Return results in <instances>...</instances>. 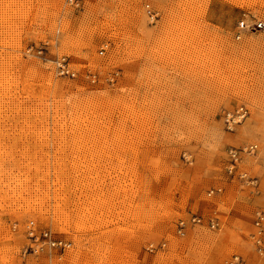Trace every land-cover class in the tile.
<instances>
[{"label":"rangeland","instance_id":"1","mask_svg":"<svg viewBox=\"0 0 264 264\" xmlns=\"http://www.w3.org/2000/svg\"><path fill=\"white\" fill-rule=\"evenodd\" d=\"M242 21L264 0H0V264H264V29Z\"/></svg>","mask_w":264,"mask_h":264},{"label":"built area","instance_id":"2","mask_svg":"<svg viewBox=\"0 0 264 264\" xmlns=\"http://www.w3.org/2000/svg\"><path fill=\"white\" fill-rule=\"evenodd\" d=\"M67 1L69 4L72 5V4H77L79 0H67ZM147 13L150 15L151 19L155 18V14L152 11L148 10ZM252 27L261 30L264 29V23H262L261 21H256L248 26L242 21L238 24V29L240 31ZM237 38H239V36ZM71 75L73 76L74 74L71 73ZM247 116H248V112L244 106H239L233 111H226L223 113L224 125L228 130H231L235 125H238L243 120H245ZM255 149H256L255 145H250L245 149L232 151V153L230 154V161H229L230 165L229 168L227 169L228 174L234 175V173L237 170L236 166L239 161L238 153L252 154L255 151ZM236 177L243 185H249L253 187L256 186V182H257L256 179L249 177L247 173L244 171H239L236 174ZM263 220H264V215L261 212H259L254 220V227L256 229V232L251 235V239L253 240V244L255 245L256 252L260 256L264 255V238H263V228H262ZM190 223L201 225L203 224V218L200 216L193 215V217H191L190 219ZM178 226H179L178 227L179 232H181L185 228L186 223L183 220H180ZM207 226L210 229H214L216 224L213 221L209 220L207 222ZM38 238L39 237H36L35 240ZM41 238H43L45 244L47 243L50 246L63 245L61 241H55L51 239L48 233H42ZM227 264H246V260L244 257L240 255H232Z\"/></svg>","mask_w":264,"mask_h":264},{"label":"bare ground","instance_id":"3","mask_svg":"<svg viewBox=\"0 0 264 264\" xmlns=\"http://www.w3.org/2000/svg\"><path fill=\"white\" fill-rule=\"evenodd\" d=\"M68 2V1H67Z\"/></svg>","mask_w":264,"mask_h":264}]
</instances>
